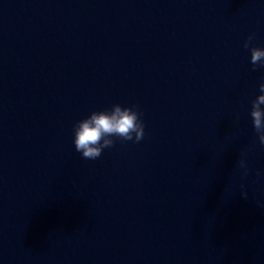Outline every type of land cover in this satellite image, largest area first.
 <instances>
[{
    "label": "clouds",
    "instance_id": "9594fccd",
    "mask_svg": "<svg viewBox=\"0 0 264 264\" xmlns=\"http://www.w3.org/2000/svg\"><path fill=\"white\" fill-rule=\"evenodd\" d=\"M254 39V34L249 35L244 47L250 48V63L255 71L258 67L264 68V48L250 47ZM259 92L261 94L252 101L250 116L259 143L264 146V82L259 84ZM141 115L138 105L122 107L114 104L110 110L91 112L88 117L74 125L75 150L81 153L84 159L95 160L101 156L104 149L114 145L112 137L138 143L144 137L145 126L140 119ZM238 166L242 169V176H247V161L243 156L238 161ZM241 195L245 198L247 196L245 192Z\"/></svg>",
    "mask_w": 264,
    "mask_h": 264
}]
</instances>
